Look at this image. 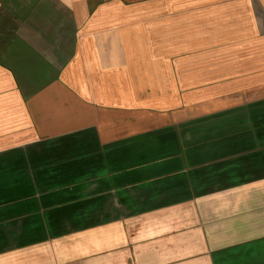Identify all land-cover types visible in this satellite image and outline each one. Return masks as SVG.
Returning <instances> with one entry per match:
<instances>
[{
  "label": "crops",
  "instance_id": "crops-1",
  "mask_svg": "<svg viewBox=\"0 0 264 264\" xmlns=\"http://www.w3.org/2000/svg\"><path fill=\"white\" fill-rule=\"evenodd\" d=\"M0 264H264V0H0Z\"/></svg>",
  "mask_w": 264,
  "mask_h": 264
}]
</instances>
